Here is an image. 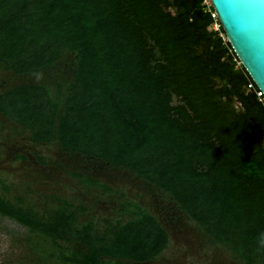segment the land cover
I'll return each mask as SVG.
<instances>
[{"label": "trees", "instance_id": "trees-1", "mask_svg": "<svg viewBox=\"0 0 264 264\" xmlns=\"http://www.w3.org/2000/svg\"><path fill=\"white\" fill-rule=\"evenodd\" d=\"M202 1L0 0L4 70L35 75L75 55L73 78L53 89L0 91V113L35 141L129 171L209 241L243 264H264V146L255 141L264 96L232 60L222 28L210 29ZM123 210L126 219L100 230L65 200L39 212L0 192V214L40 234L33 247L63 264L156 258L168 245L162 222L133 199Z\"/></svg>", "mask_w": 264, "mask_h": 264}, {"label": "rangeland", "instance_id": "rangeland-1", "mask_svg": "<svg viewBox=\"0 0 264 264\" xmlns=\"http://www.w3.org/2000/svg\"><path fill=\"white\" fill-rule=\"evenodd\" d=\"M232 60L240 68V62L234 57ZM74 61L75 55L66 52L51 68L35 75L15 74L0 66V91L22 83H43L53 89L56 81L73 78ZM177 102L174 97L173 103ZM233 106L238 109L237 104ZM255 141L264 146V136ZM0 192L12 200L21 197L39 212L60 206L65 200L79 222L91 220L100 230L110 222L126 219L123 202L133 199L162 222L169 239L156 258L143 263L129 261L132 264L244 263L230 250L209 241L194 221L153 185L127 170L65 152L55 141H35L28 130L1 113ZM38 237L40 234L30 233L24 225L0 214V264H63L33 247L31 242Z\"/></svg>", "mask_w": 264, "mask_h": 264}, {"label": "water", "instance_id": "water-1", "mask_svg": "<svg viewBox=\"0 0 264 264\" xmlns=\"http://www.w3.org/2000/svg\"><path fill=\"white\" fill-rule=\"evenodd\" d=\"M226 40L264 96V0H210Z\"/></svg>", "mask_w": 264, "mask_h": 264}, {"label": "built area", "instance_id": "built-area-1", "mask_svg": "<svg viewBox=\"0 0 264 264\" xmlns=\"http://www.w3.org/2000/svg\"><path fill=\"white\" fill-rule=\"evenodd\" d=\"M202 4H203L205 10L209 11V13H210V15H211V17H212V19H213V22H212V25H211L212 28H213L214 30H219V28L221 27V25H220V23H219V21H218V18H217V14H216V12H215L214 9L212 8V5H211V3H210V0H203V1H202ZM219 34H220L221 36H223L224 39L226 38L224 33H219ZM249 87H250V84H249ZM257 95H258L259 97L263 96V94H262V92H261L260 90L257 91Z\"/></svg>", "mask_w": 264, "mask_h": 264}]
</instances>
